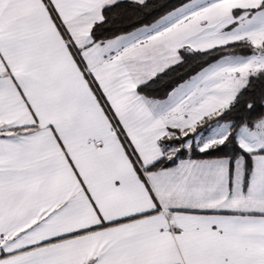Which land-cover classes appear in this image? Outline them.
Masks as SVG:
<instances>
[{
	"label": "snow or ice",
	"instance_id": "1",
	"mask_svg": "<svg viewBox=\"0 0 264 264\" xmlns=\"http://www.w3.org/2000/svg\"><path fill=\"white\" fill-rule=\"evenodd\" d=\"M0 264H264V0H0Z\"/></svg>",
	"mask_w": 264,
	"mask_h": 264
}]
</instances>
